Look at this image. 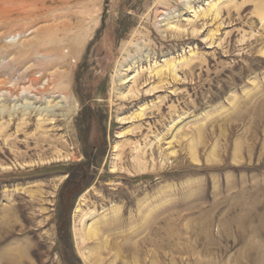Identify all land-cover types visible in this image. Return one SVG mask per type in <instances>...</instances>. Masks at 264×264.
I'll list each match as a JSON object with an SVG mask.
<instances>
[{
	"label": "rangeland",
	"instance_id": "rangeland-1",
	"mask_svg": "<svg viewBox=\"0 0 264 264\" xmlns=\"http://www.w3.org/2000/svg\"><path fill=\"white\" fill-rule=\"evenodd\" d=\"M263 11L0 0V264H264Z\"/></svg>",
	"mask_w": 264,
	"mask_h": 264
},
{
	"label": "bare ground",
	"instance_id": "bare-ground-1",
	"mask_svg": "<svg viewBox=\"0 0 264 264\" xmlns=\"http://www.w3.org/2000/svg\"><path fill=\"white\" fill-rule=\"evenodd\" d=\"M187 6V5H186ZM43 8V7H42ZM189 9H191V7L189 6ZM218 10H219V4L215 3L214 5H210V7L208 8V12H213L214 14H218ZM204 13V12H203ZM206 13V12H205ZM263 18H264V11H263ZM169 25L171 26L170 29H179V27L175 24V22H169ZM59 30V29H58ZM177 30V31H178ZM185 62V60L183 61ZM166 65L164 67H158L156 68L155 70L152 71V73H154L157 76H159L160 74H163L165 75V71L171 73L173 76H174V73H175V70H176V63L174 62H166L165 63ZM154 75V76H155ZM169 75V74H168ZM171 76V75H170ZM172 76V77H173ZM127 80V82H131L133 80H136L135 76L134 77H128V78H125ZM129 80V81H128ZM43 87V86H42ZM46 87V86H45ZM127 92V91H126ZM130 92V91H129ZM26 92H24V95H25ZM125 93V92H124ZM133 94V92H132ZM124 95V94H123ZM126 95V94H125ZM32 96V95H31ZM25 98V97H24ZM34 98V97H33ZM26 99V98H25ZM23 101V100H22ZM26 100H24L25 102ZM27 102V101H26ZM28 103V102H27ZM19 105V104H18ZM27 105H30L29 103ZM26 106V104H25ZM31 106V105H30ZM15 107V106H14ZM30 108V107H29ZM28 106H27V110L29 109ZM13 109V108H12ZM25 109V108H24ZM25 111V110H24ZM26 112V111H25ZM194 140V139H193ZM196 140V139H195ZM199 142V141H198ZM169 143V142H167ZM166 146L167 149H169L171 152L173 151L171 148H170V144H167ZM190 146V144H189ZM194 146V145H193ZM193 146L189 147L191 149V154H192V159H194L196 162H197V154H196V147L194 148ZM170 152V153H171ZM174 153V152H173ZM172 153V154H173ZM214 155V154H213ZM212 158V157H211ZM76 212L75 214L77 213H80L81 210H79V207L77 206L76 207ZM93 219V218H92ZM91 219V221H92ZM84 228H83V232L80 233V237L83 241H87L89 239V237L93 236L95 239H97V237L99 236V232L96 228H93L92 226V223L90 224V220L87 221V223L83 224Z\"/></svg>",
	"mask_w": 264,
	"mask_h": 264
},
{
	"label": "built area",
	"instance_id": "built-area-1",
	"mask_svg": "<svg viewBox=\"0 0 264 264\" xmlns=\"http://www.w3.org/2000/svg\"><path fill=\"white\" fill-rule=\"evenodd\" d=\"M10 91V90H9ZM12 91V90H11Z\"/></svg>",
	"mask_w": 264,
	"mask_h": 264
}]
</instances>
